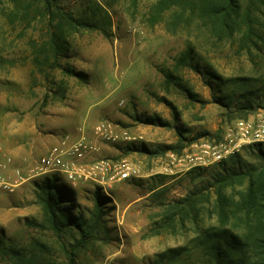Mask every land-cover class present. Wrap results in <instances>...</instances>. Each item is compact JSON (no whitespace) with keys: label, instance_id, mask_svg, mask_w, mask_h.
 Instances as JSON below:
<instances>
[{"label":"rangeland","instance_id":"rangeland-1","mask_svg":"<svg viewBox=\"0 0 264 264\" xmlns=\"http://www.w3.org/2000/svg\"><path fill=\"white\" fill-rule=\"evenodd\" d=\"M57 2L97 26L74 33L62 58L65 67L83 77L63 68L39 69L31 42L41 41L45 23L35 20L25 31L24 23H13L7 16L13 4L0 0V179L14 182L18 171L25 178L14 191L0 194V237L28 248L38 238L65 264L67 251L82 233L74 228L58 236L46 223L36 186L44 176L31 178V170L62 135L78 127L90 131L106 118L131 135L142 134L134 141L143 142L149 152L125 153L123 147L134 141L124 139L103 145V155L127 157L139 166L140 175L115 183L109 193L100 189L107 196L102 203L106 228L101 226L97 235L75 248L77 264H209L195 231H155L161 203L186 195L210 177L214 167L205 171V177L166 169L171 151H156L176 144L181 136L219 137L236 120H229L226 112L241 102L253 103L249 117L264 113V6L256 12L254 41L245 45L240 33L217 40L197 19L169 25L172 11L153 22L156 0ZM189 47L192 65H179ZM169 72L177 76L170 83ZM185 86L200 100L193 101ZM146 115H160L171 126L137 119ZM61 182L73 192V212L82 211L92 222L99 185L72 187L63 178ZM26 218L39 225H28ZM173 247L183 248L182 256L159 261V254ZM0 264L9 263L0 256Z\"/></svg>","mask_w":264,"mask_h":264},{"label":"trees","instance_id":"trees-1","mask_svg":"<svg viewBox=\"0 0 264 264\" xmlns=\"http://www.w3.org/2000/svg\"><path fill=\"white\" fill-rule=\"evenodd\" d=\"M13 8L7 13L13 23H24V30L35 20L45 23L40 40H32V59L42 71L53 72L63 68L70 75L82 76L73 67H65L62 58L70 49V37L82 28L97 27L86 19H80L69 10L58 5L57 0H8ZM264 6V0H156L152 7V21L157 22L164 14L172 11V21L195 19L208 28L217 40H227L238 33L243 35L245 45L253 42L256 34V12ZM45 34V35H44ZM193 48L189 47L179 58V65H192ZM170 83L177 76L167 73ZM85 78V76H84ZM180 83V82H179ZM182 85V84H181ZM184 86V85H182ZM186 87V86H185ZM193 101L200 100L196 92L187 86ZM204 103V102H203ZM228 106L231 107L230 104ZM252 102H241L235 109L226 112L229 120L246 119L253 113ZM145 124L171 126L160 115L138 116ZM181 135V130H178ZM216 133V132H215ZM214 133V134H215ZM219 133V132H218ZM194 138L181 139L176 144L164 146L156 152L182 151ZM186 140V141H185ZM143 142H132L123 147L130 151L149 152ZM214 170L186 195L161 203V218L157 221L156 233L163 229L193 230L198 244L203 247L209 264H264V142H254L228 159L209 167H194L189 174L205 177V171ZM39 203L44 211L46 223L61 236L63 231L78 229L82 237L67 251L65 264H77V248L86 240L97 235V229L106 228L102 203L106 195L97 194L96 216L92 222L84 213L73 212V192L56 175H45L36 183ZM28 225H39L36 219L26 218ZM0 237V256L9 264H64L59 262L45 241L34 239L31 248L12 239L4 242ZM65 247V246H64ZM183 248H169L159 254V261L179 259Z\"/></svg>","mask_w":264,"mask_h":264},{"label":"built area","instance_id":"built-area-1","mask_svg":"<svg viewBox=\"0 0 264 264\" xmlns=\"http://www.w3.org/2000/svg\"><path fill=\"white\" fill-rule=\"evenodd\" d=\"M143 135H131L124 126L106 118L87 131L77 128V134L65 133L37 158L31 178L56 175L66 179L70 186L96 183L105 193L117 182L139 177L140 169L127 157L103 155V145L118 143L122 139L134 141ZM254 142H264V113L246 119H236L218 137L193 139L180 152L170 150L166 169L188 171L194 167H209L228 159ZM20 171L16 181L0 179L2 191H14L24 180Z\"/></svg>","mask_w":264,"mask_h":264},{"label":"crops","instance_id":"crops-1","mask_svg":"<svg viewBox=\"0 0 264 264\" xmlns=\"http://www.w3.org/2000/svg\"><path fill=\"white\" fill-rule=\"evenodd\" d=\"M253 116H254V115H253ZM71 133H73V134H77V129H76L75 131L71 132Z\"/></svg>","mask_w":264,"mask_h":264}]
</instances>
